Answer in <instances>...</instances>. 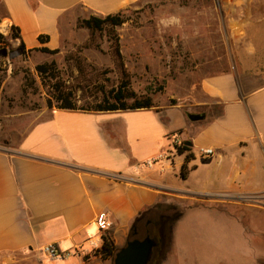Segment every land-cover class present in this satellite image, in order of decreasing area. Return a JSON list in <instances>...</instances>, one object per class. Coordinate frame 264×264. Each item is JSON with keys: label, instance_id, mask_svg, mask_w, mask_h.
I'll return each instance as SVG.
<instances>
[{"label": "crops", "instance_id": "crops-1", "mask_svg": "<svg viewBox=\"0 0 264 264\" xmlns=\"http://www.w3.org/2000/svg\"><path fill=\"white\" fill-rule=\"evenodd\" d=\"M137 1L0 0V7L5 28L18 27L26 49L34 50L56 48L66 27L80 18L117 14ZM231 2L251 7L252 0ZM42 35L50 38L45 45ZM262 55L251 44L239 63L227 56L223 70L204 77L185 96L187 108L179 101L160 111L55 109L17 146L0 148V264H19L21 256L35 264H99L98 257L86 262L84 256L96 249L93 242L102 245L106 232L122 248L141 214L161 212L163 205L181 211L189 203L212 209V221L219 218L221 229L244 242L225 247L212 242L210 264H234L222 250L248 258L244 264H264V229L251 227V220L248 227L240 225V211L234 209L264 201ZM188 113L206 117L193 122ZM176 137L192 144L190 162L186 154H173ZM201 148L214 154L204 158ZM150 159L156 163L144 168ZM101 213L112 224L108 231L98 227ZM48 245L69 255L53 260L42 252Z\"/></svg>", "mask_w": 264, "mask_h": 264}, {"label": "rangeland", "instance_id": "rangeland-1", "mask_svg": "<svg viewBox=\"0 0 264 264\" xmlns=\"http://www.w3.org/2000/svg\"><path fill=\"white\" fill-rule=\"evenodd\" d=\"M231 1L235 0H139L121 12L126 22L114 31L82 27L80 22L88 18H80L66 27L60 44L52 49L55 53L22 51L20 41L11 37V28H5L0 7V34L4 37L0 52H6L0 54V148L17 146L32 127L50 117L57 109L56 85L73 91L78 106L84 108L99 104L104 92L124 79L139 95L151 89L159 111L180 102L189 107L185 96L204 77L223 70L227 56L231 54L233 62L239 63L248 45L253 44L264 57V0H252L251 7ZM44 64L53 69L40 74L37 67ZM247 203L254 207L234 208L240 211V225L248 227L251 220V227L264 229V201ZM187 209L191 212L186 213ZM159 213L148 215L146 225ZM161 213L174 220L171 229L164 228L166 259L161 264H210L212 242L221 243L220 247L226 242L244 244L236 242L240 241L236 232L228 235L221 229L224 222H218L219 218L212 221V209L201 211L189 203L188 208L174 211L163 205ZM179 219L183 225L173 237ZM158 249L162 253V248ZM228 251L231 255L222 250L221 256L234 264L248 259ZM97 262L114 264L99 258ZM19 264L35 262L21 256Z\"/></svg>", "mask_w": 264, "mask_h": 264}, {"label": "trees", "instance_id": "trees-1", "mask_svg": "<svg viewBox=\"0 0 264 264\" xmlns=\"http://www.w3.org/2000/svg\"><path fill=\"white\" fill-rule=\"evenodd\" d=\"M126 22V19L123 17L122 13H117L113 15H108L106 17H97L91 16L88 19H83L80 23L82 27L88 28L93 31L103 30L106 27L114 31L117 27L122 26ZM11 37L12 39L20 41V49L26 51V46L22 41L20 29L16 26L11 27ZM4 37L0 34V41ZM49 36L42 35L39 37L41 44L45 45L49 42ZM118 43V42H117ZM35 50H39L45 53H55L57 50L49 49L48 47H41ZM116 53L121 58L120 46L116 44ZM53 69L52 65H40L37 67V70L40 74H45L50 72ZM55 91V102L57 103V109L61 110H82V111H97V112H112V111H127V110H139V109H152L155 107L153 98L150 92H147L146 95H139L137 92L130 88V81L127 79L122 80V82L116 87L109 91L104 92L102 101L95 105L94 107L84 108L80 107L75 100V95L73 91H65L60 85H56ZM50 107H53V104L50 103ZM190 142H184L183 146L178 149L179 155H185L186 163L190 162L193 158L192 148L189 146ZM188 173L187 165L184 164L181 177L186 178ZM142 219V221H140ZM148 215L140 217L135 221L132 233L129 240H132L134 233L137 230L139 235L144 238L147 235V225ZM103 242L99 248L94 249L90 254L84 256V261L88 262L92 257H98L103 261H114L116 253L121 249L116 245L113 235L109 232H106L103 235Z\"/></svg>", "mask_w": 264, "mask_h": 264}, {"label": "water", "instance_id": "water-1", "mask_svg": "<svg viewBox=\"0 0 264 264\" xmlns=\"http://www.w3.org/2000/svg\"><path fill=\"white\" fill-rule=\"evenodd\" d=\"M190 121L196 122L205 119L204 113H188ZM189 146H192L189 143ZM136 232V231H135ZM162 248L161 257L154 261V252L157 248ZM166 251L165 240L160 245L155 236L148 235L144 239L134 238L129 240L115 256L114 264H161Z\"/></svg>", "mask_w": 264, "mask_h": 264}, {"label": "built area", "instance_id": "built-area-1", "mask_svg": "<svg viewBox=\"0 0 264 264\" xmlns=\"http://www.w3.org/2000/svg\"><path fill=\"white\" fill-rule=\"evenodd\" d=\"M184 144V141H182L181 139H178L177 137L174 139L173 141V148H172V152L174 155L178 154V149L180 147H182ZM214 154V150L211 148H201L200 149V155L204 158H209ZM156 163V159H150L147 162H145L143 164L144 168H152L153 165ZM97 224L98 227L100 228L101 231H108L112 224L108 219V215L107 213H101L98 215L97 217ZM101 245L99 244V242H93V247L94 248H99ZM42 252L44 254H46L47 256H49L51 259L55 260V259H63L65 257H67L69 254H64L61 253L58 249V247H56L55 245H48L45 246L42 249Z\"/></svg>", "mask_w": 264, "mask_h": 264}, {"label": "flooded vegetation", "instance_id": "flooded-vegetation-1", "mask_svg": "<svg viewBox=\"0 0 264 264\" xmlns=\"http://www.w3.org/2000/svg\"><path fill=\"white\" fill-rule=\"evenodd\" d=\"M0 54L6 55V52L2 51V52H0ZM140 221H142V219ZM173 222H174V220H173L172 216H169L167 214H162L160 212L158 218H155V219L151 218L149 220V222L147 224V228H148L147 229V235L145 237H147L148 235H150L152 237L155 236L157 238L159 244L161 245L162 241L164 239V234H165V229L164 228L165 227L166 228L169 227L171 229L172 226H173ZM133 235H134L133 236L134 238L141 239V237H140V235H139L137 230H136V232ZM160 254H161V250L160 249L156 250V253H155V256H154V261L157 260V259H162Z\"/></svg>", "mask_w": 264, "mask_h": 264}]
</instances>
